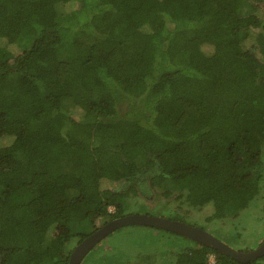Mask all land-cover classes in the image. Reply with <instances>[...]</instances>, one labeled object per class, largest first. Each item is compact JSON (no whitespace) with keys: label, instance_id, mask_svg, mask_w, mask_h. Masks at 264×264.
<instances>
[{"label":"trees","instance_id":"trees-1","mask_svg":"<svg viewBox=\"0 0 264 264\" xmlns=\"http://www.w3.org/2000/svg\"><path fill=\"white\" fill-rule=\"evenodd\" d=\"M254 203L264 234V0H0V264H69L132 205ZM190 241L89 264H264Z\"/></svg>","mask_w":264,"mask_h":264},{"label":"rangeland","instance_id":"rangeland-1","mask_svg":"<svg viewBox=\"0 0 264 264\" xmlns=\"http://www.w3.org/2000/svg\"><path fill=\"white\" fill-rule=\"evenodd\" d=\"M112 186L110 182L104 185L105 188H110ZM261 204L257 205V203H254L249 210L241 213L239 217L232 221H229V218L224 220L217 219L215 215V217L210 216L213 213L216 214L212 205H207L202 211H192L190 216H182L179 219L185 224L210 233L237 251L248 250L249 252L258 248L264 241V234L258 232L263 225L260 219H257V217L263 215ZM141 206L142 205H132L131 208L128 209L126 215L151 214L152 216H167V213L162 211V208H147L148 210H142ZM174 207L175 205H171V208ZM167 217L170 218L171 216ZM103 226L104 223L101 222L99 227L101 228ZM156 230L157 229L150 227L140 226L125 227L117 230L96 245L85 257L82 264H89L95 261L93 259L97 257L96 254L98 250L101 252V254L100 252L98 254L101 257L107 258L113 255L118 260L122 261L125 257L122 256L123 254L120 253V250L115 247L116 245L121 246L123 250L128 248L134 249L135 246L136 248H140V251L146 250L145 253H149L154 252V248L163 245L162 243L161 245L155 243L159 241V239H163V243L169 239L170 241L181 243L183 247L192 243L190 240L180 236ZM112 250H115V252H112ZM211 261L213 262V259H211Z\"/></svg>","mask_w":264,"mask_h":264},{"label":"water","instance_id":"water-1","mask_svg":"<svg viewBox=\"0 0 264 264\" xmlns=\"http://www.w3.org/2000/svg\"><path fill=\"white\" fill-rule=\"evenodd\" d=\"M132 226L150 227L190 239L199 244L210 247L220 252L222 255L229 256L239 263H248L264 257V241L255 250L239 252L210 233L183 222L170 220L160 216L137 214L112 220L99 228V230L77 246L75 251L71 254L69 264H81L95 246L107 236L117 230Z\"/></svg>","mask_w":264,"mask_h":264},{"label":"clouds","instance_id":"clouds-1","mask_svg":"<svg viewBox=\"0 0 264 264\" xmlns=\"http://www.w3.org/2000/svg\"><path fill=\"white\" fill-rule=\"evenodd\" d=\"M255 250V249H254Z\"/></svg>","mask_w":264,"mask_h":264},{"label":"flooded vegetation","instance_id":"flooded-vegetation-1","mask_svg":"<svg viewBox=\"0 0 264 264\" xmlns=\"http://www.w3.org/2000/svg\"><path fill=\"white\" fill-rule=\"evenodd\" d=\"M99 230V229H98Z\"/></svg>","mask_w":264,"mask_h":264}]
</instances>
